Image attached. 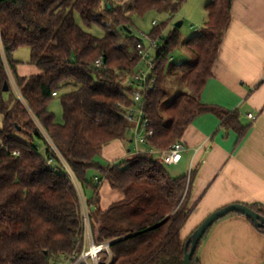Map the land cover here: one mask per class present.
Masks as SVG:
<instances>
[{
	"label": "trees",
	"instance_id": "obj_1",
	"mask_svg": "<svg viewBox=\"0 0 264 264\" xmlns=\"http://www.w3.org/2000/svg\"><path fill=\"white\" fill-rule=\"evenodd\" d=\"M186 1L0 0V264H68L84 250L82 202L64 163L83 190L95 243H110L113 257L107 263L103 254L101 264H185V245L193 233L183 240L181 232L193 210L194 171L173 177L153 153L132 154L118 163H105L100 156L130 134L126 114L133 102L126 84L140 62L136 20L150 12L165 15L149 31L159 37ZM232 1L209 0L207 22L191 38L182 42L174 27L163 39L155 58L157 81L144 97L152 148L170 149L205 113H216L239 140L246 134L238 111L202 103L232 20ZM94 27L102 35L86 30ZM181 46L191 61H173ZM23 48L30 49L37 73H18L21 62L14 55ZM3 53L26 104L14 95ZM99 58L105 67L95 66ZM169 77L186 90L168 104ZM55 98L63 122L50 109ZM36 141L44 144L45 154ZM105 181L123 195L107 208L101 193ZM246 206L264 216V205ZM211 228L192 264H201L199 249Z\"/></svg>",
	"mask_w": 264,
	"mask_h": 264
},
{
	"label": "crops",
	"instance_id": "obj_2",
	"mask_svg": "<svg viewBox=\"0 0 264 264\" xmlns=\"http://www.w3.org/2000/svg\"><path fill=\"white\" fill-rule=\"evenodd\" d=\"M231 13L202 103L221 111H238L247 131L239 140L236 132L222 127L216 113H205L193 121L181 139L185 147L182 160L166 168L175 169L173 177L190 176L192 171L195 175L190 203L193 210L182 229L183 240L224 207L264 205V0H233ZM202 20L205 25L207 17ZM29 70L18 66L23 76L38 72ZM120 147L118 141L104 148L105 157L114 161L110 163L134 154V147L124 154ZM101 193L104 208L123 197L106 181ZM199 258L201 264H264V233L245 216H226L211 228Z\"/></svg>",
	"mask_w": 264,
	"mask_h": 264
},
{
	"label": "built area",
	"instance_id": "obj_3",
	"mask_svg": "<svg viewBox=\"0 0 264 264\" xmlns=\"http://www.w3.org/2000/svg\"><path fill=\"white\" fill-rule=\"evenodd\" d=\"M158 24L159 23L157 21H153L152 27H155ZM137 37L138 43L136 50L140 56V62L126 84L127 88L129 89V96L133 102L131 108L126 114V119L130 123L129 132L132 137V142L134 143L133 152L134 154H157V159L166 166L178 164L182 160L183 152L185 151L184 145L181 141H178L172 145L170 149L165 151H159L152 148L150 145V138L154 135V131L150 129L149 119L144 113L145 94L156 84L157 81V76L154 74L155 58L161 42H163V34H161L159 37H153L150 35V33L140 32L139 36ZM3 57H6L5 53H3ZM95 66L98 68L105 67L103 58L97 59ZM56 94L57 93H54V95ZM19 95L20 100L26 104L21 97L20 91ZM250 118H254V116L250 115ZM51 146L59 158H61L58 149L52 142ZM52 162V159L48 161L49 164H52ZM64 164L66 166V163ZM66 168L74 180L75 177L72 171L68 166H66ZM85 220H87L86 217ZM86 243L88 244V248L85 246L84 250L79 255H75L68 264H101L99 257L104 253L111 252L110 243L96 244L90 231H88L86 236Z\"/></svg>",
	"mask_w": 264,
	"mask_h": 264
},
{
	"label": "rangeland",
	"instance_id": "obj_4",
	"mask_svg": "<svg viewBox=\"0 0 264 264\" xmlns=\"http://www.w3.org/2000/svg\"><path fill=\"white\" fill-rule=\"evenodd\" d=\"M208 2H209V0H187L184 3L183 7L181 8L180 12L173 17L169 26L163 31V39L166 38L169 35V32L171 30H173L174 27H176L177 24H179V23H183L182 27L180 28V32L182 35V38H181L182 42L191 38L196 33H198V31L201 29V27L204 26L205 20H202V19L207 17L205 7H206V4ZM76 19H77L78 24L83 27V23H82L81 19L78 16ZM165 19H166L165 15H157L154 12H150L143 19H137L136 20L137 27L133 28V31H134V33H136L137 36H139L140 32L149 33V31L153 28L152 27L153 21H157L160 24L161 22L165 21ZM86 30L88 32L94 33L96 35H102V32L98 28H95V27L91 30H89V29H86ZM30 56H31L30 55V49L29 48H23V49H21L15 53L14 59L21 62L20 64L22 65V67H25V70L30 69L29 71H33L34 69H36V67L32 66L30 64ZM4 58H5L7 70H8L9 76H10L9 77L10 78V84H11L12 88L14 89V95H17L19 97L20 96L19 95V89L15 83V79L12 75L10 67L7 64L6 57H4ZM192 59H193L192 55L188 52V50L186 48H184L182 46L175 52V54L173 56V61L175 63H181V62H184L187 60L191 61ZM168 81H169V83L167 85V92H168V101L167 102L169 104L174 100V98L178 94L185 92L186 88H185L184 84H181L174 77H169ZM8 96L9 95H7V99L9 98ZM50 109L56 115V119L58 120V122H63V108H62V105H61L59 98H55V100L52 102V104L50 106ZM34 119L36 120L35 117H34ZM0 129H1V120H0ZM41 129H42L46 139L48 140V142L51 145L52 141L48 137L45 130L42 127H41ZM111 144H113V143H111ZM111 144H109V145H111ZM36 145L39 147L40 152L42 154H45L44 144L40 141H36ZM109 145L106 147H109ZM106 147H105V149H106ZM133 147H134V143H131V135L129 134L127 139L125 141L121 142V147L119 148V150L124 151L123 152V154H124V153H128V150H132ZM108 156H111V154H109ZM154 156L156 158H158L157 154H154ZM100 161H103L105 163L114 162V161H112L111 157H109V158L105 157V155L103 154V151H102L101 156H100ZM167 169L169 170L170 174H172V175L175 174L174 168L168 167ZM90 175L95 176L96 174H95V172H91ZM74 185H75V189L77 190V192L80 196L81 202H82V209H83V214H84V224H85L86 236H87L88 231H90L92 233V229H91V225H90L89 211H88L86 199H85V196H84V193H83L81 186L79 185V183L76 181L75 178H74ZM85 217L87 220H85ZM92 235H93V233H92ZM93 239H94V237H93ZM94 242H95V240H94ZM87 243L85 245L86 248H88ZM104 254H107V256H108L107 257L108 258L107 263H109L113 257L112 253L110 252V253H104ZM102 255L99 257L100 263L103 261Z\"/></svg>",
	"mask_w": 264,
	"mask_h": 264
},
{
	"label": "water",
	"instance_id": "obj_5",
	"mask_svg": "<svg viewBox=\"0 0 264 264\" xmlns=\"http://www.w3.org/2000/svg\"><path fill=\"white\" fill-rule=\"evenodd\" d=\"M109 8H111V5H109ZM176 27L180 29L182 27V23L177 24ZM8 91L9 83L6 82L4 85V92ZM233 212L246 216L247 218L252 220L257 227L264 228V216H262L260 213L253 210L252 208L243 204H233L224 207L208 216L206 220L193 232L192 236L185 245V264H192L193 254L195 253L199 242L204 237L206 232L220 219L228 216L230 213ZM189 246H191L190 250Z\"/></svg>",
	"mask_w": 264,
	"mask_h": 264
}]
</instances>
